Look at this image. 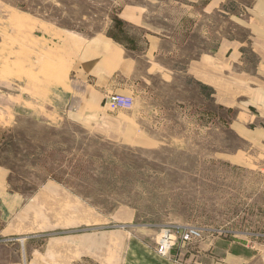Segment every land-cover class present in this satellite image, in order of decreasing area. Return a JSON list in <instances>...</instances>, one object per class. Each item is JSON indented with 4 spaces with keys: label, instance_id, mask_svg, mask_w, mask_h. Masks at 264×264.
I'll list each match as a JSON object with an SVG mask.
<instances>
[{
    "label": "rangeland",
    "instance_id": "rangeland-1",
    "mask_svg": "<svg viewBox=\"0 0 264 264\" xmlns=\"http://www.w3.org/2000/svg\"><path fill=\"white\" fill-rule=\"evenodd\" d=\"M252 2L0 0V263L22 253L14 238L1 234L4 225L33 193L58 185L99 211L129 208L135 230L154 233L157 248L161 231L170 230L175 244L161 256L184 261L190 253L195 257L188 264L198 254L203 262L221 260L227 242L237 246L242 264H264V153L229 130L216 131L213 121L203 134L174 117L167 118L174 125L166 135L176 130L180 142L122 145L68 119L42 115L37 95L43 83L61 81L64 67L55 59L66 35L104 34L138 53L144 35L160 34L194 56L224 35L244 38L229 18ZM154 86L167 90L158 79ZM237 151L256 162L220 159ZM187 227L202 237L182 243L178 234ZM213 240L221 242L213 254L198 247Z\"/></svg>",
    "mask_w": 264,
    "mask_h": 264
},
{
    "label": "crops",
    "instance_id": "crops-1",
    "mask_svg": "<svg viewBox=\"0 0 264 264\" xmlns=\"http://www.w3.org/2000/svg\"><path fill=\"white\" fill-rule=\"evenodd\" d=\"M229 20L244 38L224 35L194 56L182 53L172 36L160 34L144 35L138 53L108 35H66L55 59L64 67L61 81L43 83L37 94L47 108L42 115L68 119L140 148L180 142L176 130L166 135L174 125L168 117L190 121V131L203 134L213 121L216 131L229 130L251 150L264 153V0H253ZM154 79L167 90L155 88ZM112 94L131 98L132 107L108 111L103 104ZM222 157L234 165L255 161L238 151L225 155L228 160ZM133 220L127 207L99 211L52 185L33 193L2 228L1 234L14 238L22 253L0 264H188L195 257L161 256L154 233L135 230ZM220 243L198 247L213 254ZM224 244L221 260L203 262L198 254L195 264H242L237 246Z\"/></svg>",
    "mask_w": 264,
    "mask_h": 264
},
{
    "label": "built area",
    "instance_id": "built-area-1",
    "mask_svg": "<svg viewBox=\"0 0 264 264\" xmlns=\"http://www.w3.org/2000/svg\"><path fill=\"white\" fill-rule=\"evenodd\" d=\"M132 99L112 94L108 96L104 101V106L108 111H118V110H129L132 107ZM179 235V240L182 243H191L194 240H198L202 237V231L195 227H187ZM175 244V235L171 233L170 230H162L159 238L157 252L160 255H164L166 249H170Z\"/></svg>",
    "mask_w": 264,
    "mask_h": 264
}]
</instances>
